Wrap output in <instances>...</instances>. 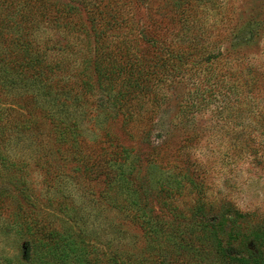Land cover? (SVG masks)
<instances>
[{
	"label": "trees",
	"instance_id": "1",
	"mask_svg": "<svg viewBox=\"0 0 264 264\" xmlns=\"http://www.w3.org/2000/svg\"><path fill=\"white\" fill-rule=\"evenodd\" d=\"M155 1L129 0L124 7L118 6L119 0H74L78 6L52 0H0V264H264V223L256 221L252 213H241L230 201L211 199L200 180L201 172L194 169L189 158L183 161L180 154H167L160 160L147 159V168L158 174L149 172L153 180L146 181L133 148H125L110 134L90 145L84 123L80 122L95 115L87 109L67 108L79 101L72 93L74 89L84 90L85 95L92 91L94 79L88 74L80 79L83 69L76 74L74 69L66 73L73 68V61L54 62L51 52L56 45L49 46L53 39L43 35L55 29L72 38L83 12L97 44L106 31L121 28L125 23L123 12L134 8L132 14L138 18L132 22L140 29L141 39L154 49L147 61L130 65L129 85L139 91L144 90L143 81L162 76L177 84L185 83L192 80L186 75L192 64H213L233 52L239 53L242 44L228 48L221 38L231 19L227 15L231 0L211 1L207 13L213 19L211 24L197 15L198 4L205 0H165L171 12L167 19L160 0L158 4ZM142 9L145 13L141 16ZM248 32L245 42L251 43L258 29L252 26ZM65 47L71 45H64L63 50ZM102 56L99 47H91L86 60L94 66L103 104H119V108L100 113L105 118L121 114L125 125L133 123L134 114L124 109V97L119 98L126 93L119 90L112 96L116 78L114 72L107 73L103 67ZM171 60L176 62L174 67ZM262 63L250 64L243 81H226L224 77L223 82L231 90L245 85L253 92L249 98L254 101V92L261 85L264 88ZM63 75L68 76V83L74 78L70 88ZM212 77L207 79H214L211 85L205 80L192 85L194 90L188 96L195 104L199 95L212 94L218 88L217 77ZM258 101L264 104V96ZM255 112L251 104L247 114ZM259 116L260 123H264V109ZM47 121L48 132L44 130ZM190 123L187 117L182 128H192ZM175 129L177 126L152 133L153 146H166ZM44 135L53 138L49 149L44 146ZM19 144L34 145L35 150L20 148ZM56 156L57 168L46 165ZM66 163L75 165L67 174L60 170ZM35 170L46 176L41 189L35 188L32 179ZM64 179L74 180L86 189L100 180L103 188L98 196L91 194L92 201L81 202L74 195H65L66 186L59 187ZM184 197H191L192 203L183 209L180 200ZM84 201L100 205L86 208ZM102 202L112 205L107 208ZM108 209L120 213L124 224L141 230V247L139 239L123 240L128 230L104 215ZM92 211L105 217L97 228L94 220L89 221ZM107 230L112 233L111 239L103 237Z\"/></svg>",
	"mask_w": 264,
	"mask_h": 264
},
{
	"label": "rangeland",
	"instance_id": "2",
	"mask_svg": "<svg viewBox=\"0 0 264 264\" xmlns=\"http://www.w3.org/2000/svg\"><path fill=\"white\" fill-rule=\"evenodd\" d=\"M52 1L60 5L78 6V3H75L74 0ZM128 1L126 0V2ZM211 1H202L198 4L199 9L196 10L198 18L203 17L210 24L213 19L207 13L212 6L213 2ZM123 2L125 1L119 0L118 6L123 5L125 7L126 2ZM160 2L162 12H166L165 18L167 19L171 16V12L167 10L168 5L165 0H160ZM155 4H158V0L155 1ZM129 8L130 6L126 7V9ZM227 8H230L227 10V15L231 19L224 26L225 30L222 29L224 32L221 38H223V45L228 48L242 44L239 53L233 52L231 56L229 55V58L225 56L219 62L213 61V64H192L193 67L190 66L189 73L186 74L191 76L192 80L185 83L177 84L175 80L166 76L143 81L141 83L144 87L143 91L130 87L128 81L130 65L142 60L147 61V56L152 57L154 49L149 43L141 39L140 29L137 30L132 22L138 18V16L132 14L134 8L123 12L122 18L125 19V23L121 28L116 31H106L105 36L97 44L89 20L84 12L82 22L78 21L75 27L76 34L73 37H76V41L68 33L55 29H48L43 37L53 39L49 46L54 48V45H56V49L51 52V59L54 62L60 60L63 63L73 61L71 65L73 68L71 70L67 69L66 73L70 74L74 69V74H76L83 69V76H80V79H86L87 74L94 79L92 91H88L85 95L84 90L74 89L72 93L79 101L73 106L67 107L71 109L78 108V110L87 109L95 115V117L80 122L84 123L87 143L93 146L97 141L105 139L106 134H110L118 139L125 148L130 150L133 148L134 153L139 156L140 162H138L142 166L143 178L146 181L153 180V176L149 172L158 174L156 171L147 168L145 162L147 159L158 158L160 160L167 154L170 156L180 154L183 161L189 158L194 169L197 168L201 172L202 178L200 180L203 181L204 189L211 199L230 201L241 213H252L255 215L256 221L264 223V123H260L259 116L260 111L262 112L264 109V104L258 101L259 98L261 99L264 96V88L262 89L263 85H261L254 92L255 100L253 101L249 98V95L252 96L253 92L249 91L245 85L242 84L240 90L235 88L231 90L228 87L229 84L225 85V82H223L224 77L226 81L235 82V80L241 81V79L243 81L244 74L248 72V66L254 62H260L261 60L264 66V0H231L230 4H227ZM80 9L84 11L83 8ZM126 12L130 13L127 14ZM259 12L260 14H257ZM143 13H145L143 9L139 11V15L142 16ZM249 26L258 29V33L255 40L246 43L244 37L247 38L250 35L248 32ZM217 28L220 29L221 27ZM210 30L214 31V28ZM71 39L73 43H70ZM68 44L71 47H65V50H63L64 45L68 46ZM90 46L99 47V54L103 55L102 57L105 59L103 67L107 68V73L114 72L116 80L112 96L118 94L119 90L126 93L119 98L124 97L122 100L124 109H128L132 115L134 114L136 121L133 123L130 122L125 125L124 117L121 114L115 118H105V114L100 113V111H112L115 106L119 108V104H103V91L96 78L97 74L94 66L86 60L89 57ZM167 55L168 53L165 54V56ZM169 63L173 64V67L176 65L174 60ZM184 70L186 71V66ZM211 76L218 78L215 79L219 86L212 93L215 95L207 94V92L204 96L199 95L200 98L197 99L195 104L188 96L194 90L192 85L203 80L211 85L214 79L207 80ZM63 78L67 82V88H70L74 78L69 83L68 76L63 75ZM105 82L108 83L109 80ZM110 83L112 84V81ZM242 90L244 91L242 92ZM195 94L193 93V95ZM192 103L194 107H192ZM251 104H254L256 112L249 115L247 110ZM104 106H107V108H103ZM187 117L191 120L192 128L184 129L182 127L185 125ZM44 126V130L48 132L50 128L49 121L44 123ZM173 126H177V129L172 131L167 145L162 148L153 146L155 136H151V134L169 131ZM51 131L53 133L52 125ZM52 143L53 138L50 137L49 139L44 135L45 148L52 147ZM182 146H185V148L182 149ZM34 147V145H28L24 149L28 148L34 151ZM179 148L181 150L178 152ZM184 151L186 153L181 155ZM38 156L40 155L37 154L36 158L39 162ZM32 159L35 161V157ZM48 160L49 162L46 165L51 164L57 168L58 156ZM59 163L63 164V162ZM43 164L44 160H41V165ZM74 166L66 163L65 166H60L62 168L60 170L67 174L72 172ZM53 167V171L56 172ZM45 178L43 172L39 173L35 170L32 179L35 181L36 189L43 187ZM76 183L74 180L64 179L63 184L58 185L60 188L66 186L64 192L68 198L70 195H74L76 198H80L81 202L83 200L92 201L94 198L91 194L98 196L99 191L103 188V183L100 180L93 181L89 189L80 187ZM145 184L150 187L153 186L151 183ZM86 201H84V207L86 208L92 205L98 208L100 205L96 202L90 204ZM106 202L101 204L110 208L112 204L109 206ZM180 202V207L184 209L191 205L192 198L184 197ZM115 211L114 209H108L104 215L108 216L110 221L115 223L118 221V223L123 224L124 228L128 230L126 237L123 239L125 242L133 237L136 240L139 239L138 246L141 247L144 243L141 230L127 222L124 224L123 216ZM92 214L93 217H90L89 221L94 220L96 228L100 222L104 223L105 217L103 214L99 215L95 211H92ZM51 215L54 216V214ZM86 222L88 221L86 220ZM109 232L110 230H107L105 233L108 234L105 236L103 234V237L111 239L112 233Z\"/></svg>",
	"mask_w": 264,
	"mask_h": 264
}]
</instances>
